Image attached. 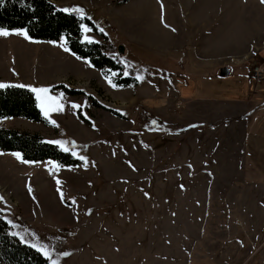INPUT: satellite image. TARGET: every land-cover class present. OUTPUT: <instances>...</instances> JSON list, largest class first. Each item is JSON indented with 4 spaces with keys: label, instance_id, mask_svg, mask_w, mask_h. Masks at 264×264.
<instances>
[{
    "label": "rangeland",
    "instance_id": "374dc122",
    "mask_svg": "<svg viewBox=\"0 0 264 264\" xmlns=\"http://www.w3.org/2000/svg\"><path fill=\"white\" fill-rule=\"evenodd\" d=\"M51 1L61 9L82 7L97 25L82 31V39L91 35L110 46L123 69L104 73L90 66L65 50L64 37L53 44L0 35V82L49 87L63 105L49 113L55 125L36 100L44 122L5 117L0 128L63 140L80 160L26 164L12 155L17 151L0 150V210L12 221L10 231L26 245H47L59 264H264V193L237 183L242 172L234 168L246 149L245 131L241 143L236 129L246 106L192 101L193 95L252 96L257 81L251 68L264 59L261 0H183L189 1L185 12L174 5L178 0H166L165 11L178 18L174 34L189 38L174 51L164 42L149 47L121 38L107 18L121 0ZM149 1L150 8L136 9L154 22L156 3ZM202 23L207 37L221 34L220 56L202 57L195 39ZM223 66L226 76L219 75ZM125 72L137 83L112 87L105 79L115 84ZM59 85L82 93L67 94ZM73 102L82 107L73 109ZM144 113L164 126L140 123ZM244 157L251 162V150Z\"/></svg>",
    "mask_w": 264,
    "mask_h": 264
},
{
    "label": "trees",
    "instance_id": "16d2710c",
    "mask_svg": "<svg viewBox=\"0 0 264 264\" xmlns=\"http://www.w3.org/2000/svg\"><path fill=\"white\" fill-rule=\"evenodd\" d=\"M81 24H87L93 31L97 29V25L88 17H81L75 12L65 13L51 0H3V4H0V28H22L27 30L31 38L47 41H57L64 37L71 52H75L79 57H86L95 68L104 73L110 71L120 73L123 63L112 54L113 49L98 41L92 43L84 41ZM114 83L129 86L136 84L137 79L132 73L120 74L114 79ZM58 87L67 94L82 93L81 90H74L64 85ZM5 117H24L37 122L45 121L37 106L34 93L18 86L0 89V119ZM139 121L143 124L156 121L164 126L160 118L150 114H142ZM0 150L20 152L23 159L29 161L53 160L62 165L80 163V160L70 152L48 143L40 135L10 128H0ZM0 262L3 264H49L48 259L37 249L22 243L16 235H13L1 210Z\"/></svg>",
    "mask_w": 264,
    "mask_h": 264
},
{
    "label": "crops",
    "instance_id": "0c3cea01",
    "mask_svg": "<svg viewBox=\"0 0 264 264\" xmlns=\"http://www.w3.org/2000/svg\"><path fill=\"white\" fill-rule=\"evenodd\" d=\"M156 3V11L153 15L155 20L149 21L142 15L143 11L139 9H146L151 7L149 0H146L143 5L138 3L133 4L134 0H127L117 6H119L118 11L109 15L107 18L109 21L117 26V33L121 38L127 41L137 42L149 47H160L159 42H164V48L174 51L184 47L188 44V36L182 35L179 39V35L174 34L175 30L174 22L178 18H174V13L170 11H165L166 0H154ZM133 4L128 8H123L126 5ZM264 6V3H262ZM150 5V6H149ZM180 12H185L189 7V1L178 0V3H174ZM139 7L137 10L136 7ZM140 9V10H141ZM132 10V11H131ZM167 25V26H166ZM201 25H204L203 23ZM173 29H175L173 31ZM187 29V24L185 30ZM214 33V31H213ZM217 33V32H216ZM213 36H208L205 32V25L199 28V32L196 33L195 39L198 43V49L202 57H215L220 56L217 47V41L220 42L221 34ZM181 35V34H180ZM177 37V38H176ZM264 39V36L263 38ZM97 41V40H94ZM252 47V44L250 45ZM261 47V46H260ZM232 54V53H231ZM230 73V71H229ZM257 84L255 86V91H253L252 96L238 98L229 97L221 99H210V98H200L193 95L192 101L196 99L197 101H230V102H244L246 106L245 117L242 119L237 118L236 129L238 130V137L241 138L242 143L243 132L245 131V151L240 149V156L236 159L239 165L234 164V168H239L242 174L237 183L250 186L252 190H260L262 193L264 190V79H256ZM188 98V97H186ZM213 131H216L215 129ZM253 131V132H252ZM242 145V144H241ZM251 150L253 159L251 162L245 160L244 152ZM242 154V156H241ZM245 161V162H244ZM251 166V167H250ZM250 167V168H249ZM263 225V224H262ZM263 226H261L262 228ZM69 260H63L65 263Z\"/></svg>",
    "mask_w": 264,
    "mask_h": 264
},
{
    "label": "snow or ice",
    "instance_id": "6c2138e0",
    "mask_svg": "<svg viewBox=\"0 0 264 264\" xmlns=\"http://www.w3.org/2000/svg\"><path fill=\"white\" fill-rule=\"evenodd\" d=\"M262 3H264V0H261ZM0 4H3V0H0ZM63 12L65 13H78L81 17H84L86 15L85 13V10L80 7V6H74V7H65L62 9ZM89 19H91L89 17ZM167 26V25H166ZM81 27V30L84 32V33H88V32H91L92 29L87 25V24H81L80 25ZM175 29H173L174 31ZM99 31L101 33L104 32V29L103 28H99ZM11 33H16V34H19V35H23L25 36L26 38L28 39H31V37L28 35V32L27 30L25 29H5V28H0V35H3V36H8L9 34ZM83 39L89 43H92V42H96L94 41V38L91 36V35H84ZM53 44H56L57 41H52ZM61 47H64V45H60ZM66 51H71V49H67L65 48ZM73 56H76L77 54L75 52H72L71 53ZM78 59H85L87 60L86 57H77ZM89 65L91 66V62L88 61ZM128 73L125 72V75H127ZM139 79H143V77H138ZM105 79H107L108 83L112 85V87H116L117 85L113 84L112 83V80L109 76H106ZM10 85L8 83H5V82H0V89H3V88H7L9 87ZM19 87H25V88H30L31 91L33 93L36 94V100L38 101V106L40 107L43 115L46 117V118H49V122L52 123V124H56V121L55 120H52L49 116V113L50 112H56V111H63V105L60 103V100L51 95L49 93V87H34L32 85H18ZM62 96V94H61ZM82 105L81 104H77V103H72V108L73 109H78V108H81ZM117 111H120L119 109H117ZM153 123H155V121H153ZM93 127H96V125L93 123L92 125ZM191 127V125H190ZM48 143L50 144H54V145H58L60 146L61 148H63L64 151H69V149L67 147H65V141L63 140H50L48 141ZM74 143V142H73ZM13 156H15L17 159L21 160V162L23 163H26V164H29V163H35L34 161H29V160H24L23 159V155L22 153L20 152H13L12 153ZM72 155H77V153L75 151L72 152ZM81 160H86L87 158L84 157V156H80L79 157ZM60 181L57 180V184H59ZM183 187V186H181ZM30 192L32 191L31 187L29 186V189H28ZM145 195H148V193H145ZM61 198L63 199V193L61 192ZM0 200H3V197L0 196ZM73 203H75V200L73 198ZM5 220L8 221L9 224L12 223L11 220H8V217L5 216L4 217ZM13 235H16V236H20V233H13ZM20 239L22 242L24 243H29L28 240H26L23 236H20ZM31 247L32 248H35L37 249L44 257H46L48 259V262L49 264H59L58 260L56 259H52V252L49 250L48 246L47 245H44V244H31ZM61 255H64V256H67L69 255V253L67 252H63L61 253Z\"/></svg>",
    "mask_w": 264,
    "mask_h": 264
},
{
    "label": "built area",
    "instance_id": "2783aa9c",
    "mask_svg": "<svg viewBox=\"0 0 264 264\" xmlns=\"http://www.w3.org/2000/svg\"><path fill=\"white\" fill-rule=\"evenodd\" d=\"M251 72L254 78L264 79V59L259 64L254 65Z\"/></svg>",
    "mask_w": 264,
    "mask_h": 264
},
{
    "label": "water",
    "instance_id": "95a60500",
    "mask_svg": "<svg viewBox=\"0 0 264 264\" xmlns=\"http://www.w3.org/2000/svg\"><path fill=\"white\" fill-rule=\"evenodd\" d=\"M123 51V47L122 45L119 46V52H122ZM229 74V68L227 66H223L220 68L219 70V75L220 76H226Z\"/></svg>",
    "mask_w": 264,
    "mask_h": 264
}]
</instances>
